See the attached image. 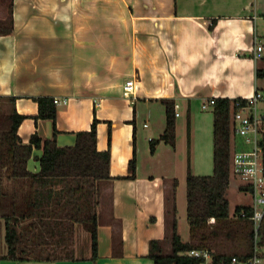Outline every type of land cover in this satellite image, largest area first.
Listing matches in <instances>:
<instances>
[{"label": "crops", "instance_id": "obj_1", "mask_svg": "<svg viewBox=\"0 0 264 264\" xmlns=\"http://www.w3.org/2000/svg\"><path fill=\"white\" fill-rule=\"evenodd\" d=\"M10 8L13 31L0 34V96L15 97L17 112L26 116L18 128L22 143L37 134L72 146L96 117L97 148H111V175H130L135 158L136 176L103 188L96 259L90 234L78 226L74 260L0 264H155L152 240L171 250L175 181L178 206L189 169L195 175L214 171V105L203 104L264 89L256 74L264 68V50L259 59L253 52L256 41L264 46V0H0V20ZM128 79L135 81L129 97L123 90ZM37 97L68 101L56 105L54 121L36 118ZM168 101L179 113L175 146L161 139ZM28 167L37 171L39 164L32 159ZM245 245L236 253L249 255L252 246Z\"/></svg>", "mask_w": 264, "mask_h": 264}, {"label": "trees", "instance_id": "obj_2", "mask_svg": "<svg viewBox=\"0 0 264 264\" xmlns=\"http://www.w3.org/2000/svg\"><path fill=\"white\" fill-rule=\"evenodd\" d=\"M213 24L211 25V28ZM13 31L12 8L5 20H0V34ZM264 78V68L256 71ZM39 104L36 118L56 120L57 107L54 98H34ZM15 97L0 96V216L5 220L4 240L6 254L1 259L57 261L74 260L76 229L83 226L91 237L92 259L98 256V226L103 188L115 178H134L136 160L129 162L127 176L111 175V148L99 150L98 120H93L89 130L77 132L76 143L59 146L56 139L43 141L33 134L29 144L22 143L18 128L26 118L17 112ZM238 101L244 98H217L214 112V173L195 175L189 169L187 176V217L190 225V242L182 241L178 233L175 181L168 210V235L171 250L165 251L162 241L150 242L149 257L155 264H194L196 261L182 253L194 248V240L205 241L224 229L226 235L238 232V227L249 228L244 239L252 246L251 222L231 218L227 191L231 177L232 140L236 139L231 116ZM109 138L111 124L109 123ZM167 143L176 144V116L174 103L168 101L166 130L161 137ZM156 144L152 143V150ZM42 149L37 155L36 150ZM264 154V139H263ZM39 164L37 171L29 169L30 160ZM4 179L13 182L10 189ZM242 190L248 187L242 186ZM168 198V199H169ZM242 211L251 212L248 205H237L234 216ZM215 218V223L210 219ZM251 228V229H250ZM232 255L218 254L216 258L228 260Z\"/></svg>", "mask_w": 264, "mask_h": 264}, {"label": "built area", "instance_id": "obj_3", "mask_svg": "<svg viewBox=\"0 0 264 264\" xmlns=\"http://www.w3.org/2000/svg\"><path fill=\"white\" fill-rule=\"evenodd\" d=\"M264 46L256 41L254 58L262 56ZM124 94L131 96L135 92L134 79H128L123 87ZM245 102L235 104L231 120L236 138L235 148L231 156V174L248 187L251 202V212L242 211L236 218L247 219L251 222L253 230V243L251 253L240 258L232 255L228 260L216 258V252L207 247L194 248L182 253L196 262L194 264H264V246L260 244L259 237L264 224V89H258L252 96L244 98ZM67 98H54L56 105L66 103ZM215 98L203 104L214 105ZM176 116L179 113H175ZM211 222L215 218L210 219Z\"/></svg>", "mask_w": 264, "mask_h": 264}, {"label": "rangeland", "instance_id": "obj_4", "mask_svg": "<svg viewBox=\"0 0 264 264\" xmlns=\"http://www.w3.org/2000/svg\"><path fill=\"white\" fill-rule=\"evenodd\" d=\"M263 63V62H262ZM260 63V64H262ZM264 83V80H263ZM212 107L209 108L210 111ZM213 111V110H211ZM214 171H212L213 174ZM5 185H7L10 189L12 188L13 182L7 179H4ZM242 181L236 179L233 175L231 177V185L228 189V199L230 201L231 207V218L234 216L235 207L241 204H247L251 202V198L249 194H243V190L240 189ZM186 181L179 189L178 194V229L179 235L182 237L184 242H190L192 240L190 234V225L187 217V190H186ZM5 220L0 216V254L2 253L3 247L5 249L6 243L4 240L5 235ZM82 226H80L81 228ZM238 232L234 233L233 235H226V231L222 229L217 236L211 237L208 240L201 241V240H194V245L201 247H210L214 249L215 252H226V253H236V252H243L246 247V240L244 239V234L249 230V228H243V226L238 227ZM238 234V235H237ZM264 236V226H262L259 242L262 245L261 239ZM79 241L82 239L79 238ZM3 245V247H2ZM81 254V253H79Z\"/></svg>", "mask_w": 264, "mask_h": 264}]
</instances>
